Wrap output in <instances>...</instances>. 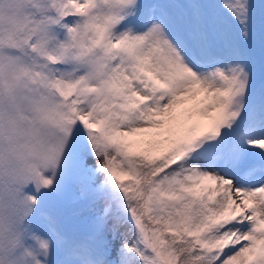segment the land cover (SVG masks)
Wrapping results in <instances>:
<instances>
[{
	"label": "snow or ice",
	"instance_id": "obj_1",
	"mask_svg": "<svg viewBox=\"0 0 264 264\" xmlns=\"http://www.w3.org/2000/svg\"><path fill=\"white\" fill-rule=\"evenodd\" d=\"M0 264H264V0H0Z\"/></svg>",
	"mask_w": 264,
	"mask_h": 264
}]
</instances>
